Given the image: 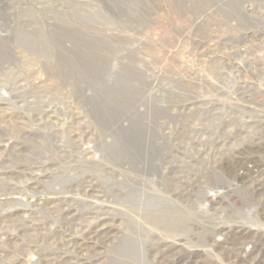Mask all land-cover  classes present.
I'll use <instances>...</instances> for the list:
<instances>
[{"label":"rangeland","instance_id":"rangeland-1","mask_svg":"<svg viewBox=\"0 0 264 264\" xmlns=\"http://www.w3.org/2000/svg\"><path fill=\"white\" fill-rule=\"evenodd\" d=\"M84 1L0 0V264H66L76 246L65 234H79L92 211L122 209L107 173L121 181L148 164L157 184L181 176L206 186L216 153L244 149L258 131L234 170L248 180L264 170V0ZM110 139L106 161L93 146ZM123 158L132 167L113 165ZM235 175L209 191L218 215L197 221L264 240L262 200L225 216L228 195L243 196L248 181ZM199 203L195 216L211 206Z\"/></svg>","mask_w":264,"mask_h":264},{"label":"bare ground","instance_id":"bare-ground-1","mask_svg":"<svg viewBox=\"0 0 264 264\" xmlns=\"http://www.w3.org/2000/svg\"><path fill=\"white\" fill-rule=\"evenodd\" d=\"M232 1L235 2L236 0ZM76 5L74 7H76ZM82 5L83 4L81 3V6ZM72 9L74 8L72 7ZM84 9H82V11H84ZM87 9L92 10L88 7ZM19 11L21 10L19 9ZM11 12L7 15L5 14L6 17L11 16V19L14 18V16L12 17ZM73 14L70 16H73ZM23 21L25 22H23L25 30L28 31L27 23L30 20ZM79 22L77 21L76 23ZM81 28H83L82 25ZM87 30H89V28ZM19 32H15V34H19ZM33 32H31L32 35ZM16 36L18 35H15L13 38H15ZM8 38L12 39V37ZM8 38L6 37V39ZM27 38L29 37L27 36ZM2 40L3 39H1V41ZM2 42L0 43L1 51V45L2 48L6 49L4 46L6 42L4 44H2ZM11 44L8 43V45ZM18 45L19 44L17 43L16 46L18 47ZM24 45L23 47L25 48L26 45ZM12 46L13 45L10 46L11 49ZM23 47L21 49H24ZM2 52L6 53V50ZM7 52L8 59L9 57L12 58L16 55V53L13 51ZM3 55L6 56L5 54ZM5 59L7 60V56L5 57ZM45 60L47 61V59ZM50 60H52V57H50ZM46 63L48 64V61ZM128 67V70H130V66ZM262 73L264 74V72ZM256 124L257 126H259L260 123ZM258 133L259 135L263 136V131H258ZM259 135H256L254 138H259ZM255 139L251 140L250 142H245L246 146L244 149L237 148V150H235L236 148L234 149L235 146H233L231 147V149H229L228 152H217L216 154L218 156L215 159L216 166L211 165V181L206 186H204L203 183L199 182L187 183L181 176H177V178L171 176L170 178H168V181L164 180L157 184L155 181H153V179L148 178V176L144 174V171L147 168H150L148 164L146 166H143L142 168L138 166L140 170L135 168L138 172L137 175L128 177L124 180L122 179L121 181L118 180L114 176V174L107 173L109 179L114 180V184L116 185V187L114 188L112 186L108 188V195L113 197L117 204L121 205L122 209H115L116 212L108 210L104 212L99 210L92 211L89 214L90 221L87 222L85 226H83L84 228L79 231V234H65V236L67 235L66 238L74 240L76 250L75 252L66 255L69 259L63 258L64 263L87 264L88 260L91 259V263L89 264H219L217 262V259H220L227 262H232L234 264H264V240L260 239V237H255V234H250L247 230H245V228L242 229L239 226H220L218 228L217 226H202L200 225L201 223L197 221L198 219L205 218L212 219L218 215V212H213V209L215 207L214 205H220L222 203L212 202L213 200L209 194V191H211L212 189L215 190L217 188L226 189L231 186V179L229 177L227 178V176L234 175V173H236L235 176H237L241 181L243 179H247L244 173L235 172L234 164L237 162L239 163V158L245 160L247 159V155H245L247 154V152L245 151L249 150V148L250 150L254 148ZM113 144H115L114 139H110L109 141L104 140L102 146L95 148L94 145L93 151H99L100 158L108 161L106 154L111 155L113 153V150L111 148ZM153 145L155 150H157L158 145L156 143H154ZM88 153H92V151H88L87 154ZM122 160L128 161L124 158ZM93 161L95 160L93 159ZM129 164L130 163L128 161L127 166H125L124 164L113 165L117 168L125 170L127 169V167H132ZM254 172L257 173V176L252 175L250 177V180L247 179V183L246 181H244L245 187L244 193L242 194L243 196H240L237 192H230V194L228 195L230 204L234 206L230 209L231 211H229L225 216L231 217L234 210L247 213L248 210L251 209V206L253 204H260L261 200L263 201V203L261 202V207L262 214L264 215V170L261 171L260 168H257ZM173 179L176 180V182H179V188L170 187L167 185V183ZM199 200L207 201L209 202V205L211 204V206L208 211H205L203 213L205 215L197 214L195 216V207L197 205L200 206ZM65 211L68 213L72 212L69 208ZM89 223H92L93 225H91L92 227L90 229H88L90 226H87L89 225ZM78 226L81 227L82 224L80 223ZM200 227L203 228L202 231L198 230ZM84 230H87V232L83 233ZM215 237H217V239H215ZM164 238H171L173 240L171 243L164 244L161 242ZM72 245L73 243L71 244V246ZM206 247L215 252L214 257H206L201 254L198 248ZM89 249L91 251H89ZM58 250L61 251L62 255L64 253H67L66 251H64V249ZM51 262H53V259L51 257L42 256L39 258V261H37L36 264H49Z\"/></svg>","mask_w":264,"mask_h":264}]
</instances>
